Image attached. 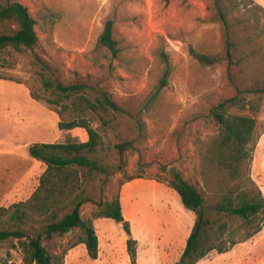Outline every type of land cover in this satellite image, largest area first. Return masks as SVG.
<instances>
[{
    "label": "rangeland",
    "instance_id": "obj_1",
    "mask_svg": "<svg viewBox=\"0 0 264 264\" xmlns=\"http://www.w3.org/2000/svg\"><path fill=\"white\" fill-rule=\"evenodd\" d=\"M15 1L35 20L38 45L0 58V74L14 79L0 80V208L28 199L38 184L45 165L29 156L31 144L87 138L81 129H58L42 82L86 83L106 91L120 108L109 126L91 120L105 142L92 156L113 172L107 182L101 175L86 182L90 200L81 208L95 229L98 258L90 259L78 244L65 264H131L122 223L93 215L96 202L114 194L136 240L135 263L176 264L196 216L169 186V173L178 170L203 190L198 146L220 129L212 110L264 89V0ZM108 20L121 49L117 59L99 42ZM190 48L212 62L199 63ZM161 51L170 66L163 86ZM120 142L130 143L121 154L114 148ZM250 149V177L264 196V101ZM216 201L204 192L207 215ZM9 216H0V229L11 226ZM37 223L28 219L23 230L29 233ZM238 223L228 221V229ZM79 237L73 232L44 243L59 251ZM0 264H24L17 239L0 242ZM196 264H264V224L229 251L212 250Z\"/></svg>",
    "mask_w": 264,
    "mask_h": 264
},
{
    "label": "trees",
    "instance_id": "obj_2",
    "mask_svg": "<svg viewBox=\"0 0 264 264\" xmlns=\"http://www.w3.org/2000/svg\"><path fill=\"white\" fill-rule=\"evenodd\" d=\"M35 25L26 6L15 0H0V58L10 51L34 50L38 45ZM99 42L112 59L119 57L121 49L113 37V21L105 22ZM160 54L165 64L161 78L163 86L170 66L167 55L163 51ZM190 55L201 64L212 62L209 56L192 48ZM227 57H230L228 49ZM0 80L14 81L2 74ZM42 83L51 94L46 101L59 118L58 129H81L87 138L79 142L34 143L28 147L29 156L41 161L45 169L28 199L0 208V216L9 214L12 220L10 227L0 229V242L17 239L24 264H64L67 252L78 244H84L88 257L96 260L98 238L91 222L81 215L83 204L90 200L85 186L99 175L103 182H107L113 167L102 165L92 156L105 146V142L102 135L91 127V120L109 126L120 108L106 91L86 83L63 85L57 80ZM247 93L248 97L242 102L229 99L211 112L220 129L198 146L203 190L180 171L169 173V186L182 205L196 216L176 264H196L212 250L225 253L259 232L264 224V196L250 177V145L256 140L264 89H251ZM31 96L42 99L35 93ZM231 106L235 107L234 111H228ZM114 148L121 154L130 148V143L120 142ZM204 192L217 200L216 209L208 215L204 208ZM96 207L94 216L122 223L130 263L136 264V240L131 236L128 221L124 220L119 195L97 201ZM214 214L216 217L212 219ZM28 219L38 222L37 227H30L29 233L23 230ZM233 219L240 220V223L229 230L228 221ZM73 232L81 237L76 244L62 250L53 251L44 243Z\"/></svg>",
    "mask_w": 264,
    "mask_h": 264
},
{
    "label": "crops",
    "instance_id": "obj_3",
    "mask_svg": "<svg viewBox=\"0 0 264 264\" xmlns=\"http://www.w3.org/2000/svg\"><path fill=\"white\" fill-rule=\"evenodd\" d=\"M81 246H82V247H85V246L82 245V244H81ZM75 249H76V248H72V249L70 250L69 254L66 255V259L64 260V264H65L66 260L68 259V257H70L69 255L73 254V251H74Z\"/></svg>",
    "mask_w": 264,
    "mask_h": 264
}]
</instances>
